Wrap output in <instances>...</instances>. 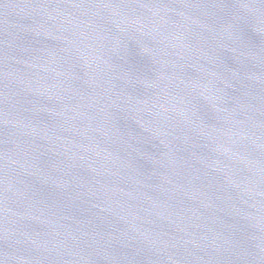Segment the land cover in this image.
I'll use <instances>...</instances> for the list:
<instances>
[{"label": "water", "instance_id": "1", "mask_svg": "<svg viewBox=\"0 0 264 264\" xmlns=\"http://www.w3.org/2000/svg\"><path fill=\"white\" fill-rule=\"evenodd\" d=\"M0 264H264V0H0Z\"/></svg>", "mask_w": 264, "mask_h": 264}]
</instances>
